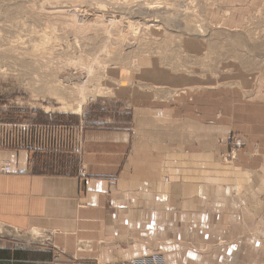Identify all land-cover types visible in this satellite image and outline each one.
Masks as SVG:
<instances>
[{
  "label": "rangeland",
  "instance_id": "rangeland-1",
  "mask_svg": "<svg viewBox=\"0 0 264 264\" xmlns=\"http://www.w3.org/2000/svg\"><path fill=\"white\" fill-rule=\"evenodd\" d=\"M124 68L159 75L144 83L165 99L198 94L206 122L235 129L200 160L217 201L180 250L264 264V0H0V150L43 145L48 125L60 133L47 134L51 151L78 154L86 125L126 126ZM164 244L145 258L159 264Z\"/></svg>",
  "mask_w": 264,
  "mask_h": 264
},
{
  "label": "crops",
  "instance_id": "crops-1",
  "mask_svg": "<svg viewBox=\"0 0 264 264\" xmlns=\"http://www.w3.org/2000/svg\"><path fill=\"white\" fill-rule=\"evenodd\" d=\"M146 75L114 71L127 124L86 125L78 154L0 150L12 166L0 171V264H133L162 241L159 264H215L177 242L210 224L217 191L200 160L235 129L206 122L198 94L163 98Z\"/></svg>",
  "mask_w": 264,
  "mask_h": 264
},
{
  "label": "built area",
  "instance_id": "built-area-1",
  "mask_svg": "<svg viewBox=\"0 0 264 264\" xmlns=\"http://www.w3.org/2000/svg\"><path fill=\"white\" fill-rule=\"evenodd\" d=\"M58 128H59V130L63 129V128H60V127H58ZM53 129H54V127L48 126V125L43 127V132L42 133L45 135V137L47 139L46 143L44 142L43 145L42 144L29 145L28 144L29 142L28 143L26 142L25 146H22V144H19V148L34 147V148L41 149V150H49V151H51L52 149L56 148L55 146H52V144L55 143V142L50 140L47 137V134L51 133L53 137L60 136V133H57V131H56V134H54L55 131ZM27 139L29 140L30 137H28ZM75 140L77 142V147L79 148V149H77V148L76 149L78 151H80L81 147H82V145H81L82 144V139L80 138V140H77V139H75ZM7 145L8 144L5 143L2 146H4V147L6 146L7 147ZM11 169H12V166H11V163L9 161H5V160L0 159V171L1 172H3V173L11 172ZM81 174L85 175L83 170L81 171ZM156 260H158V259H156V257H154V258L153 257H148V258H145V259L143 258V259L138 260L137 264H156V262H155ZM131 263L134 264L135 261H132Z\"/></svg>",
  "mask_w": 264,
  "mask_h": 264
},
{
  "label": "bare ground",
  "instance_id": "bare-ground-1",
  "mask_svg": "<svg viewBox=\"0 0 264 264\" xmlns=\"http://www.w3.org/2000/svg\"><path fill=\"white\" fill-rule=\"evenodd\" d=\"M156 16V15H155ZM145 17V16H144ZM169 17H170V15H169ZM169 19V18H168ZM162 20V19H161ZM178 21V20H177ZM167 26V25H166ZM36 50V49H35ZM77 109L80 111V109H81V104H79L78 106H77Z\"/></svg>",
  "mask_w": 264,
  "mask_h": 264
}]
</instances>
